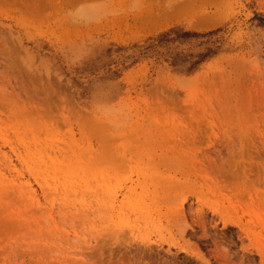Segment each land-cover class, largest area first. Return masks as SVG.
Returning a JSON list of instances; mask_svg holds the SVG:
<instances>
[{
	"label": "rangeland",
	"instance_id": "374dc122",
	"mask_svg": "<svg viewBox=\"0 0 264 264\" xmlns=\"http://www.w3.org/2000/svg\"><path fill=\"white\" fill-rule=\"evenodd\" d=\"M0 264H264V0H0Z\"/></svg>",
	"mask_w": 264,
	"mask_h": 264
},
{
	"label": "trees",
	"instance_id": "16d2710c",
	"mask_svg": "<svg viewBox=\"0 0 264 264\" xmlns=\"http://www.w3.org/2000/svg\"><path fill=\"white\" fill-rule=\"evenodd\" d=\"M217 32H219V30H214V31H210V32H207V33H203V34H195V33H190V32H184L182 33L179 37L180 38H190V37H205V36H212V35H215L217 34ZM163 39L162 41H170L172 39H166L167 38V34L165 35H162Z\"/></svg>",
	"mask_w": 264,
	"mask_h": 264
},
{
	"label": "bare ground",
	"instance_id": "6f19581e",
	"mask_svg": "<svg viewBox=\"0 0 264 264\" xmlns=\"http://www.w3.org/2000/svg\"><path fill=\"white\" fill-rule=\"evenodd\" d=\"M177 12H178V10H177ZM3 59V58H2Z\"/></svg>",
	"mask_w": 264,
	"mask_h": 264
}]
</instances>
